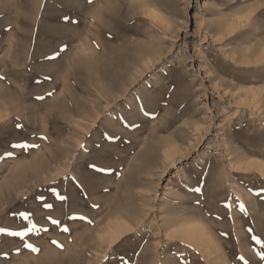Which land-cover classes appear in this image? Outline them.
Returning a JSON list of instances; mask_svg holds the SVG:
<instances>
[{"label": "rangeland", "instance_id": "1", "mask_svg": "<svg viewBox=\"0 0 264 264\" xmlns=\"http://www.w3.org/2000/svg\"><path fill=\"white\" fill-rule=\"evenodd\" d=\"M260 43L264 0H0V228L48 229L0 264H261Z\"/></svg>", "mask_w": 264, "mask_h": 264}, {"label": "snow or ice", "instance_id": "2", "mask_svg": "<svg viewBox=\"0 0 264 264\" xmlns=\"http://www.w3.org/2000/svg\"><path fill=\"white\" fill-rule=\"evenodd\" d=\"M89 2H91V0H89ZM64 20L66 22L73 23V21H71L69 17H64ZM75 23H78V21H76ZM64 48H66V46H62L61 51H63ZM49 95H51V93H49ZM37 99H43V97L40 96V97H37ZM134 99L141 100L140 97H135ZM138 108H139V110L143 111L144 102L142 100H141V103L139 104ZM145 114H147V113H145ZM118 119L124 124V126H128L129 122L126 120L125 117H118ZM104 136L108 140L118 139V134L117 133L108 134L106 132V133H104ZM25 146L26 145H24L22 143H17V144L12 145L13 148L25 147ZM81 147L83 148L84 145H81ZM10 154L11 153H9V155ZM88 167L93 169L96 173H109V172L112 171L111 168L106 167L104 165L97 164V163H91V164L88 165ZM73 179L75 180L76 178L73 177ZM76 186L78 188L82 187V183L77 180L76 181ZM51 190L57 196V199H59L60 201L64 202V201L68 200L67 196L61 195L58 192H56L55 188H52ZM106 190L107 189H105V191ZM195 191L199 192V191H201V189L200 188H196ZM37 199L43 201L44 197H43V195H40V196L37 197ZM43 206L45 208L49 209V210L54 208V205L51 204V203H44ZM92 207H98V205L93 204ZM240 208L243 210L244 206L241 204ZM20 215H21V217L23 219L28 220V225H25L24 228L21 229V230H11V229H6V228H0V233H6L7 235L14 236V237H21V239H23V237L26 236L29 232H33V231L40 232V231H47L48 230L46 228H38L37 225L35 223H33V221H32V218H31L32 214L31 213H21ZM69 218L70 219H75L76 217H75V215H73V216H71ZM80 218L81 219H85V217H80ZM46 219L48 221H50V223L52 225L61 227L63 231H65V232L69 231L68 227L62 225V222L59 219L53 218L51 216L47 217ZM247 231H248V233H252L253 229L249 228V229H247ZM223 235H227V233H223ZM250 239L252 241H255L256 244L260 245L261 250L256 252V255L258 256L259 261L261 262V264H264V238H262L260 236H256V235H251ZM52 243H57V242L53 241ZM24 246L29 248V249H31L34 252H38L39 251V249L37 247H35L34 245H32L30 243L29 244H25ZM107 259H108V257L106 256L105 260H107ZM238 259L240 261H243V264H250V262L248 260H246L243 256H239ZM116 264H125L124 255L123 254L120 255V259H119V261L116 262Z\"/></svg>", "mask_w": 264, "mask_h": 264}, {"label": "bare ground", "instance_id": "3", "mask_svg": "<svg viewBox=\"0 0 264 264\" xmlns=\"http://www.w3.org/2000/svg\"><path fill=\"white\" fill-rule=\"evenodd\" d=\"M260 44H262V45H264L263 43H260ZM259 44V45H260ZM263 60H264V54H263ZM73 164V163H72ZM252 212V211H251ZM235 215V214H234ZM260 221V220H259ZM175 224H176V222H175ZM171 225V224H170ZM173 225H174V222H173ZM176 227V226H175ZM174 227V228H175ZM177 227H180L179 229V231H174L173 233H172V236L173 237H178V238H182L183 240H185V241H187V242H189V243H193V244H198L199 246L201 245V244H203L202 243V239H204V238H206L207 236H208V231H207V228H206V231H205V229L203 228V226L202 225H200V223L199 222H197L196 220H194V221H191V219L189 220V219H186L184 222H182V224L180 225V226H177ZM205 227V226H204ZM205 231V232H204ZM212 235V234H211ZM213 236V235H212ZM209 238H210V235H209ZM212 238H214V239H216L215 237H212ZM203 242H204V240H203ZM211 243V242H210ZM188 244V243H187ZM208 245V248L209 247H211L212 246V244H211V246L209 245V244H207ZM207 245H204V246H206V248H207ZM220 245V244H219ZM194 246V245H193ZM217 247V246H216ZM218 248V247H217ZM220 248V247H219ZM219 248H218V250H219ZM221 249V248H220ZM223 251V250H222ZM219 252H220V250H219ZM201 254V253H200ZM222 254H223V252H222ZM202 256V255H201ZM221 256V255H220ZM226 255H224V258H227V257H225ZM221 258H222V256H221ZM223 258V259H224ZM217 259V258H216ZM224 261L222 260V264H224L223 263ZM226 264V263H225Z\"/></svg>", "mask_w": 264, "mask_h": 264}]
</instances>
